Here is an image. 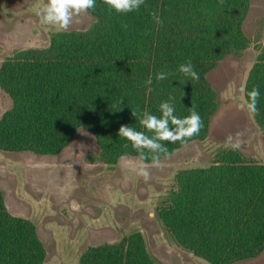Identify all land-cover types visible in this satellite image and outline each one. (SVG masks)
<instances>
[{"label":"trees","instance_id":"1","mask_svg":"<svg viewBox=\"0 0 264 264\" xmlns=\"http://www.w3.org/2000/svg\"><path fill=\"white\" fill-rule=\"evenodd\" d=\"M248 7L249 0H145L137 11L115 14L97 0L89 30L58 32L47 47L24 49L1 63L0 85L12 104L0 119V150L55 153L84 129L108 163L138 157L117 134L119 126L144 131L131 110L159 115L158 105L169 97L176 115L194 107L201 116L203 126L187 142L204 139L218 106L208 72L247 46L242 23ZM189 60L200 78L182 83L177 67ZM161 70L172 75L157 81ZM254 86L261 95L253 115L264 131V45L244 89ZM164 143L168 154L182 145ZM157 215L172 242L212 264L255 258L264 253V164L230 148L207 167L182 169ZM45 258L33 223L9 213L0 193V264H43ZM80 264L157 263L134 231L116 243L87 247Z\"/></svg>","mask_w":264,"mask_h":264},{"label":"rangeland","instance_id":"2","mask_svg":"<svg viewBox=\"0 0 264 264\" xmlns=\"http://www.w3.org/2000/svg\"><path fill=\"white\" fill-rule=\"evenodd\" d=\"M45 0H0V65L28 48H44L58 32L39 21L36 10ZM96 22L82 13L69 29L89 30ZM67 29V30H69ZM247 46L224 55L208 72L218 106L207 137L193 139L146 164L149 176L138 175V157L116 163L103 157L95 137L80 129L69 145L50 154L0 150V193L9 213L30 220L46 251L43 264H80L90 246L116 243L140 231L157 264H212L172 242L157 215L162 198L185 168L207 167L217 153L239 141L248 160L264 164V131L253 113L239 107L246 80L264 45V0H249L242 23ZM0 85V119L11 107ZM234 264H264V253Z\"/></svg>","mask_w":264,"mask_h":264},{"label":"clouds","instance_id":"3","mask_svg":"<svg viewBox=\"0 0 264 264\" xmlns=\"http://www.w3.org/2000/svg\"><path fill=\"white\" fill-rule=\"evenodd\" d=\"M104 4L110 12L127 14L139 10L145 4V0H104ZM96 5L97 0H45L38 6L36 15L42 24L52 27L57 32H62L69 29L75 18L89 10H94ZM150 15L155 23H161L157 12H151ZM177 71L183 75L182 83L185 80L197 81L200 78L199 72L190 60L179 64ZM170 75H172L171 72L161 70L155 74V79L163 81ZM145 84L148 86L152 84L151 76L145 80ZM241 91L245 92V96L239 107L246 109L249 113H256L258 97L261 95L259 88L254 86L250 90L242 88ZM158 111L159 115L146 109L131 110V115L139 117V124L145 130H137L130 124H121L117 130V134L129 142L138 154V160L142 166L137 169V172L144 179L149 176L148 168L144 165L149 163L153 166L158 165L161 155L168 154V147L164 142L176 143L179 141L184 144L188 138L198 134L203 126L201 116L194 107L186 116L176 115L172 97L161 101ZM149 132L151 135L148 134ZM227 140V146L232 150L240 147L239 141L232 142L231 136Z\"/></svg>","mask_w":264,"mask_h":264}]
</instances>
